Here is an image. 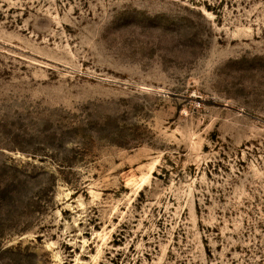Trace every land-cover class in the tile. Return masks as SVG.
<instances>
[{
	"label": "rangeland",
	"instance_id": "rangeland-1",
	"mask_svg": "<svg viewBox=\"0 0 264 264\" xmlns=\"http://www.w3.org/2000/svg\"><path fill=\"white\" fill-rule=\"evenodd\" d=\"M0 264H264V0H0Z\"/></svg>",
	"mask_w": 264,
	"mask_h": 264
}]
</instances>
